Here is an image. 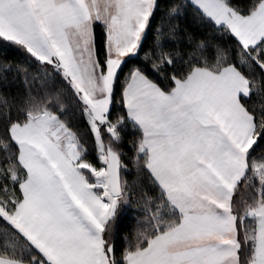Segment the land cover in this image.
<instances>
[{
	"label": "snow or ice",
	"instance_id": "1",
	"mask_svg": "<svg viewBox=\"0 0 264 264\" xmlns=\"http://www.w3.org/2000/svg\"><path fill=\"white\" fill-rule=\"evenodd\" d=\"M0 264H264V0H0Z\"/></svg>",
	"mask_w": 264,
	"mask_h": 264
}]
</instances>
